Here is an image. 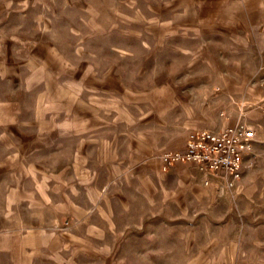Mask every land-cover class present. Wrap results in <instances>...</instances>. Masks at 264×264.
<instances>
[{"label":"rangeland","instance_id":"rangeland-1","mask_svg":"<svg viewBox=\"0 0 264 264\" xmlns=\"http://www.w3.org/2000/svg\"><path fill=\"white\" fill-rule=\"evenodd\" d=\"M0 264H264V0H0Z\"/></svg>","mask_w":264,"mask_h":264},{"label":"built area","instance_id":"built-area-1","mask_svg":"<svg viewBox=\"0 0 264 264\" xmlns=\"http://www.w3.org/2000/svg\"><path fill=\"white\" fill-rule=\"evenodd\" d=\"M255 140L254 127L242 122L221 129L200 128L189 136L184 148L170 149L162 154L163 166L191 163L215 175L226 176L228 184L233 185L246 167Z\"/></svg>","mask_w":264,"mask_h":264}]
</instances>
